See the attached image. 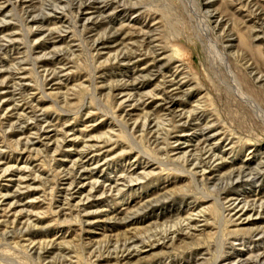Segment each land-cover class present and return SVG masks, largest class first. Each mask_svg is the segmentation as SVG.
<instances>
[{
  "label": "rangeland",
  "instance_id": "1",
  "mask_svg": "<svg viewBox=\"0 0 264 264\" xmlns=\"http://www.w3.org/2000/svg\"><path fill=\"white\" fill-rule=\"evenodd\" d=\"M121 2L0 0V264H264V0Z\"/></svg>",
  "mask_w": 264,
  "mask_h": 264
},
{
  "label": "bare ground",
  "instance_id": "2",
  "mask_svg": "<svg viewBox=\"0 0 264 264\" xmlns=\"http://www.w3.org/2000/svg\"><path fill=\"white\" fill-rule=\"evenodd\" d=\"M98 1H101V0H87V2L88 3H92L93 2V4H96L95 2H98ZM102 1H104V0H102ZM110 1H112L113 3H119L121 0H110ZM123 2H121V4L122 3H127V5L129 6L130 4L132 5V6H130L131 8H134V7H136L134 4H132L130 1L131 0H122ZM20 2H22V1H20ZM44 2V1H43ZM54 2V1H53ZM56 2V1H55ZM50 4V3H49ZM126 5V6H127ZM125 6V5H124ZM125 6V7H126ZM57 7V6H56ZM60 8H61V6H60ZM71 8V7H70ZM87 8V7H86ZM93 8V7H92ZM83 9V8H82ZM90 9V8H89ZM3 10H4V8H2V7H0V13L1 12H3ZM48 10V9H47ZM56 10H58V9H56ZM52 11V10H51ZM54 11V10H53ZM105 11V8H100V12L102 13V12H104ZM52 14H53V12H51ZM93 16H95V15H93ZM102 17V16H101ZM90 19V18H89ZM94 21V20H93ZM93 24V23H92ZM86 28V27H85ZM57 30H59V28L57 29ZM51 31V30H50ZM54 32V31H53ZM52 32V33H53ZM149 34H150V32H149ZM5 37V36H4ZM8 37V36H7ZM52 37V36H51ZM12 38V37H11ZM14 38V37H13ZM49 38V37H48ZM58 40V39H57ZM148 40V39H147ZM8 41H10V40H8ZM3 42V41H2ZM1 43V42H0ZM9 43H11V42H9ZM8 44V43H7ZM100 47V46H99ZM0 48H2V46L0 47ZM53 50V49H52ZM66 50V49H65ZM66 52V51H65ZM58 55V54H57ZM53 56H56V53H53ZM60 56V55H59ZM49 57V56H48ZM52 57V56H51ZM41 58V57H40ZM54 58V57H53ZM130 58V57H129ZM45 59V58H44ZM22 61H24V60H22ZM54 61V60H53ZM44 62V61H43ZM24 63V62H23ZM130 63V62H129ZM17 64V63H16ZM17 66V65H16ZM43 66H44V64H43ZM158 66V65H157ZM156 68V67H155ZM16 69V68H15ZM154 69V68H153ZM57 70V69H56ZM59 70H60V68H59ZM14 71H17V69L16 70H14ZM50 71V70H49ZM19 72V71H18ZM21 72H22V70H21ZM7 73V72H6ZM12 73V72H11ZM16 73V72H15ZM58 73V72H57ZM60 73H61V70H60ZM59 73V74H60ZM155 73V72H154ZM50 74V73H49ZM13 75V74H12ZM15 76V75H14ZM19 76V75H18ZM12 77V76H11ZM49 77V76H48ZM13 78V77H12ZM143 78V77H142ZM145 78H146V76H145ZM137 79L138 78H136V81H137ZM122 81V80H121ZM125 81V80H124ZM134 81V80H133ZM145 81V80H144ZM11 82V81H10ZM128 82V81H127ZM8 83V82H7ZM134 83V82H133ZM177 84V83H176ZM182 84V83H181ZM4 85H5V83H4ZM3 85V86H4ZM116 85V84H115ZM127 85V84H126ZM17 86V85H16ZM128 86V85H127ZM173 86V85H172ZM24 87V86H23ZM129 87V86H128ZM184 87H185V85H184ZM26 89V88H25ZM179 90V89H178ZM1 91V90H0ZM14 91V90H13ZM112 91V90H111ZM133 91V90H132ZM3 92V91H2ZM26 92V91H25ZM117 92V91H116ZM115 92V93H116ZM134 92V91H133ZM154 92H155V90H154ZM6 93V92H5ZM119 93V92H118ZM122 93V92H121ZM152 93V92H151ZM2 94V93H1ZM130 94L132 95V93L130 92ZM176 94V93H175ZM179 94V93H178ZM150 95V94H149ZM166 95V94H165ZM121 96V95H120ZM129 96V95H128ZM134 96V95H133ZM133 96H131V97H133ZM136 96V95H135ZM152 96V95H151ZM12 97V96H11ZM19 97V96H18ZM127 97V96H126ZM9 98V97H8ZM13 98V97H12ZM22 98V97H21ZM145 98V97H144ZM147 98V97H146ZM26 99V98H25ZM127 99V98H126ZM131 99V98H130ZM136 100V99H135ZM161 100V99H160ZM175 100V99H174ZM28 101V100H27ZM137 101V100H136ZM150 101V100H149ZM152 101V100H151ZM169 101V100H168ZM31 102V101H30ZM122 102V101H121ZM128 102V101H127ZM140 102V101H139ZM163 102V101H162ZM165 102H166V100H165ZM16 103H18V102H16ZM123 103V102H122ZM121 103V104H122ZM126 103V102H125ZM130 103V102H129ZM132 103V102H131ZM13 105H15V104H13ZM138 105V104H137ZM20 106V105H19ZM25 106H26V104H25ZM137 107V106H136ZM18 108V107H17ZM25 108V107H24ZM27 108V107H26ZM123 108H124V106H123ZM176 108V107H175ZM194 108V107H193ZM6 110H9V109H6ZM17 110H19V109H17ZM37 110V109H36ZM164 110V109H163ZM22 112V111H21ZM15 113V112H14ZM132 113V112H131ZM167 113V112H166ZM44 114V113H43ZM181 114V113H180ZM20 115V114H19ZM18 115V116H19ZM167 115V114H166ZM189 115V114H188ZM17 116V117H18ZM130 116V115H129ZM164 116V115H163ZM23 117V116H22ZM31 117V116H30ZM199 117V116H198ZM31 119V118H30ZM197 119V118H196ZM195 119V120H196ZM13 120V119H12ZM186 120V119H185ZM152 121V120H151ZM170 121V120H169ZM11 122V121H10ZM1 123H2V121H1ZM39 123V122H38ZM3 125V124H2ZM7 125V124H6ZM26 126V125H25ZM32 126V125H31ZM189 126V125H188ZM27 128V127H26ZM29 128V127H28ZM32 128V127H31ZM154 128V127H153ZM157 129V128H156ZM204 129V128H203ZM16 130V129H15ZM183 130V129H182ZM209 130V129H208ZM38 131V130H37ZM202 131V130H201ZM39 132H41V131H39ZM69 132V131H68ZM144 132V131H143ZM42 133V132H41ZM70 133V132H69ZM40 134V133H39ZM43 134V133H42ZM61 134V133H60ZM63 134V133H62ZM182 134H184V133H182ZM213 134V133H212ZM41 135V134H40ZM40 135H39V137H40ZM66 135V134H65ZM68 135V134H67ZM33 136V135H32ZM35 136V135H34ZM43 136V135H42ZM170 136V135H169ZM181 136V135H180ZM187 136V135H186ZM214 136H218L217 134H215V135H208V136H206V141L208 142V141H211L212 139H214ZM55 137V136H54ZM227 137V136H226ZM63 138V137H62ZM110 138V137H109ZM223 138V137H222ZM29 140H30V138H29ZM63 140V139H62ZM110 140V139H109ZM111 140H113L112 139V137H111ZM162 140V139H161ZM177 140V139H176ZM190 140V139H189ZM232 140V139H231ZM59 142L61 141V140H58ZM218 141H220V140H218ZM110 142V141H109ZM186 142V141H185ZM103 143V142H102ZM176 143H178V142H176ZM184 143V142H183ZM60 144H62V143H60ZM189 144V143H188ZM213 144V143H212ZM211 144V145H212ZM217 144V143H216ZM220 144V143H219ZM218 144V145H219ZM74 145V144H73ZM72 145V146H73ZM93 145V144H92ZM91 145V146H92ZM97 145V144H96ZM99 145H100V143H99ZM111 145V144H110ZM187 145V144H186ZM31 146V145H30ZM33 146V145H32ZM179 146H181V145H179ZM210 146V145H209ZM214 148H210V151L211 152H213V151H215L216 150V148H217V146L214 144ZM227 146V145H226ZM84 147H87L86 145L84 146ZM83 147V148H84ZM95 147V146H94ZM93 147V148H94ZM169 147V146H168ZM228 147V146H227ZM82 147H81V149H83ZM87 148H89V147H87ZM168 149V148H167ZM178 149V148H177ZM39 151V150H38ZM80 151V150H79ZM85 151V150H84ZM89 150H87V152H88ZM97 152H96V154H94L93 155V157L92 158H90L89 159V161L87 162V163H90L91 165H94V164H96V167L97 166H99L100 165V163L101 162H104V163H106V160L107 159H102V158H104L105 156H104V154L101 152V149L100 150H96ZM231 151V150H230ZM86 152V151H85ZM188 152V151H187ZM186 152V153H187ZM40 153H41V151H40ZM80 153H82V152H80ZM107 153V152H106ZM105 153V154H106ZM201 153V152H200ZM34 154V153H33ZM109 154V153H108ZM190 154H193V153H190ZM5 155V154H4ZM80 156V155H79ZM78 156V157H79ZM101 156H104V157H101ZM197 156V155H196ZM199 156H200V154H199ZM198 156V157H199ZM221 156V155H220ZM67 157V156H66ZM87 157V156H86ZM189 157V156H188ZM30 158V157H29ZM106 158V157H105ZM215 158H217V159H214V164L217 162V161H221V158L220 157H218V156H216ZM9 159V158H8ZM77 160H78V158H77ZM83 160V159H82ZM196 160V159H195ZM206 160V159H205ZM204 159H203V161H201L199 164H198V167L197 168H202L203 169V171H202V176L203 175H205V174H207L206 173V171L208 170H211V169H213V167H214V164L213 163H211L210 161L209 162H207V161H205ZM85 160H83V161H81L82 163L84 162ZM108 161V160H107ZM75 162V161H74ZM73 162V163H74ZM8 163V162H7ZM81 164V163H80ZM76 165V164H75ZM103 165H106V164H103ZM193 165V164H192ZM221 165V164H220ZM200 166V167H199ZM101 167V166H100ZM259 167L260 168H263L264 169V162H262V163H260L259 164ZM84 169V168H83ZM9 169H7L6 171H8ZM80 170H81V168H80ZM15 171V170H14ZM86 171V170H85ZM87 171H88V169H87ZM256 170H254V168L253 169H248L246 166L245 167H243L242 169H240L239 171H237V172H232V173H230V174H228V175H226L225 176V180H223L222 182H223V184H224V181H226V183H225V186H227V185H230V182L234 179V178H236V180L233 182V183H231L232 184V187H233V185H234V183H236V185H238V186H242L244 183H249V182H254L255 180H257L256 178L259 176V174H260V171H259V173L258 172H255ZM262 172H263V170H262ZM79 174V173H78ZM263 174V173H262ZM16 175V174H15ZM194 175V174H193ZM6 176V175H5ZM82 176V175H81ZM133 176V175H132ZM195 176V175H194ZM84 177V176H83ZM203 177H205V176H203ZM124 178V177H123ZM126 178V177H125ZM132 178V177H131ZM26 179V178H25ZM222 179V178H221ZM36 180V179H35ZM63 180H65V179H63ZM75 180V179H74ZM130 180V179H129ZM95 181H97V180H95ZM21 182V181H20ZM125 182V181H124ZM98 183V182H97ZM127 184V183H126ZM222 184V185H223ZM115 185L117 186V184L115 183ZM244 186V185H243ZM73 188V187H72ZM97 188V187H96ZM118 188V187H117ZM116 188V189H117ZM123 188H124V186H123ZM66 190V189H65ZM101 190V189H100ZM105 190V189H104ZM107 190V189H106ZM122 190V189H121ZM120 190V191H121ZM228 190V189H227ZM69 191V190H68ZM104 192V191H103ZM109 192H111V190H109L108 191V193ZM102 194V193H101ZM104 194V193H103ZM66 195H67V193H66ZM71 195V194H70ZM92 195V194H91ZM9 196V195H8ZM15 196V195H14ZM87 196H89V195H87ZM246 195H244V194H234V195H232V196H229V197H227L226 198V204L228 205V211L230 212V213H233V212H236V214L235 215H238L240 218L239 219H241V218H243V217H245L247 214H249V212H254L255 211V213L254 214H256L257 213V217H259V216H262V214H264V204H259V206H257L256 204H258V203H256V199L255 200H253V198H252V201L253 202H251L252 204H248L246 201L248 200H246L245 201V199H244V197H245ZM256 196V195H255ZM18 197V196H17ZM68 197V196H67ZM70 197V196H69ZM91 197H93V196H91ZM101 197H103V196H101ZM246 198V197H245ZM3 199V198H2ZM66 199H68V198H66ZM69 200V199H68ZM67 200V201H68ZM89 200V199H88ZM220 200V199H219ZM261 200V199H260ZM260 200H258V201H260ZM87 201V200H86ZM69 202H71V201H69ZM159 202V201H158ZM67 203V202H66ZM66 203H65V205H66ZM220 203V202H219ZM223 203V202H222ZM64 204V203H63ZM70 204V206H72L71 205V203H69ZM154 204H156V203H149V205H147L146 207H145V209H149V208H151L152 206H154ZM158 204V203H157ZM224 204V203H223ZM13 205V204H12ZM86 205V204H85ZM145 205V204H144ZM11 206V205H10ZM224 206V205H223ZM59 208H61V207H59ZM78 208H80V207H78ZM77 208V209H78ZM82 209V208H81ZM142 209V208H141ZM225 209V208H224ZM224 209H223V211H224ZM65 210V209H64ZM153 210V209H152ZM258 210V211H257ZM78 211V210H77ZM11 212V211H10ZM62 212V211H61ZM64 212V211H63ZM87 212V211H86ZM94 213V212H93ZM191 213V212H190ZM225 213V212H224ZM59 214V213H58ZM60 214H62V213H60ZM198 214V213H197ZM2 215V214H1ZM4 215V214H3ZM2 215V216H3ZM21 215V214H20ZM93 215V214H92ZM12 216V215H11ZM15 216H16V214H15ZM27 216V215H26ZM32 216V215H31ZM230 216V215H229ZM234 216V215H233ZM253 216L254 215H248L247 217H246V220L249 222V221H251V219L253 218ZM264 216V215H263ZM6 217V216H5ZM19 218V217H18ZM28 218V217H27ZM89 218V217H88ZM135 218V217H134ZM184 218V217H183ZM191 218H193V217H191ZM1 219V218H0ZM6 219V218H5ZM5 219H3V220H5ZM14 219V218H13ZM38 220V219H37ZM130 220H132V219H130ZM186 220V219H185ZM233 220V219H232ZM93 221V220H92ZM8 222V221H7ZM31 222V221H30ZM29 222V223H30ZM135 222V221H134ZM184 222V221H183ZM190 223H191V221H189ZM15 223V222H14ZM13 223V224H14ZM28 223V222H27ZM187 223V222H186ZM8 223H6V225H7ZM90 224V223H89ZM134 224V223H133ZM184 224H185V222H184ZM194 225V224H193ZM2 226V225H1ZM10 226V225H9ZM187 226H189V225H187ZM195 226V225H194ZM195 228V229H194ZM194 228H191L190 230H196V228H197V226L196 227H194ZM178 229V228H177ZM27 230V229H26ZM187 230V229H186ZM258 231H259V229H257ZM176 231V230H175ZM172 233V232H171ZM191 234V233H190ZM165 235V234H164ZM167 235V234H166ZM176 235V234H175ZM179 235V234H178ZM189 235V234H188ZM188 235H185L186 237L188 236ZM169 236V235H168ZM164 237V236H163ZM173 238V237H172ZM172 238H171V240H172ZM165 239H166V237H165ZM168 239V238H167ZM160 240V239H159ZM153 241V240H152ZM132 242H134V241H132ZM136 242V241H135ZM155 243V242H154ZM33 244V243H32ZM151 244H152V248H156V247H158V245L157 244H154L153 245V243L151 242ZM115 245H117V244H115ZM114 245V246H115ZM132 245V244H131ZM130 245V246H131ZM164 245V244H163ZM123 246V245H122ZM139 246H140V244H139ZM112 247V246H111ZM41 248V247H40ZM32 252V251H31ZM38 252V251H37ZM138 252V251H137ZM111 253V252H110ZM121 253V252H120ZM132 253V252H131ZM135 253V252H134ZM133 253V254H134ZM140 253V252H139ZM106 255V254H105ZM110 256V255H109ZM117 256V255H116ZM107 257V256H106ZM128 259V258H127ZM122 260V259H121ZM105 261V260H104ZM117 263H118V261H117Z\"/></svg>",
  "mask_w": 264,
  "mask_h": 264
}]
</instances>
